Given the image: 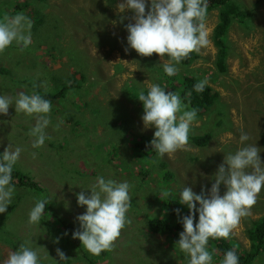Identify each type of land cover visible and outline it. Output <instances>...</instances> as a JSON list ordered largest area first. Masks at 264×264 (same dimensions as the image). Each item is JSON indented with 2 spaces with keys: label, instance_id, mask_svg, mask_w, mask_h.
Wrapping results in <instances>:
<instances>
[{
  "label": "rangeland",
  "instance_id": "obj_1",
  "mask_svg": "<svg viewBox=\"0 0 264 264\" xmlns=\"http://www.w3.org/2000/svg\"><path fill=\"white\" fill-rule=\"evenodd\" d=\"M235 1L249 15L247 27L234 22L228 31L227 73H215L217 49L212 30L217 10L211 9L204 21L209 45L196 52L197 59L177 65L175 74L206 78L207 84L219 92L231 123L215 129L205 147L187 143L182 156V151H176L160 158L148 142L142 152L121 151L153 134V128L143 127L142 105L136 97L141 87L148 89L159 80L164 82L162 65L167 62L166 57L160 59L155 53L140 56L127 47L125 26L134 22V14L127 9L119 11L124 0H0V20L16 15L13 10L19 6L17 14H24L32 22L30 44L21 47L13 43L0 52V94L15 97L21 92H36L57 96L51 103L50 123L45 129L49 139L42 147H31L33 137L29 132L35 116L15 112L14 105L9 106L7 114L0 115V152L20 147L14 168L42 188L14 187L7 206L14 205L13 210L6 215L0 213V260L16 249L5 243L14 236L19 240L16 245L29 241L38 252L40 264L55 262L56 249L64 253L69 264H90L89 259L96 264H187L185 254L174 245L179 232L174 229L167 235L148 236L145 222L163 216L161 202L169 198L178 201L175 196L182 185L194 193L203 189L207 196L223 155L240 146L241 132L249 137L246 143L261 149L259 156L264 163V0ZM34 9L45 17L36 21ZM75 71L77 75L70 76ZM205 116L202 123L203 117L192 122L195 128L203 123L210 125ZM222 124L227 125L226 119ZM123 159L128 161L129 173L119 167ZM162 161L167 162L164 169L160 167ZM168 170L175 176L166 180L162 173ZM97 176L127 181L129 205L137 206H129L128 222L119 237L105 255L98 256L63 237L60 223L78 225L76 217L85 209L77 205L76 194L94 183ZM165 192L170 195L165 197ZM223 192L221 185L220 194ZM39 199L49 202L40 223L30 224L29 210ZM263 214L264 188L249 214L230 232L241 248L249 245L245 232L252 220ZM207 247L212 264H219L217 251L209 243ZM256 263L264 264V253Z\"/></svg>",
  "mask_w": 264,
  "mask_h": 264
},
{
  "label": "clouds",
  "instance_id": "obj_2",
  "mask_svg": "<svg viewBox=\"0 0 264 264\" xmlns=\"http://www.w3.org/2000/svg\"><path fill=\"white\" fill-rule=\"evenodd\" d=\"M125 9L134 14V22L125 26L127 47L140 56L155 53L160 59L166 57L162 70L167 76H174L178 72L177 65L184 58L210 43L204 22L207 0H124L119 11ZM31 27V20L22 13L0 20V52L13 43L21 47L30 44ZM206 84L207 79H201L193 85V90L203 92ZM136 98L142 105L143 127L154 129L148 143L156 155L163 158L165 154L183 149L188 143L197 110L188 109L178 94L166 91L157 83L151 84L146 92L142 90ZM10 105H14L15 112L35 116L36 122L29 132L33 137L31 147H42L49 139L45 129L50 123L51 102L36 92H21L15 97L0 94V115L7 114ZM248 140L247 133L241 132L240 146L223 155L207 196L203 189L194 193L183 185L175 196L178 203L188 210L187 215L180 216L182 231L174 244L187 257V264H212L208 240L228 238L241 218L249 214L264 188V163L259 156L261 149L256 144L246 143ZM20 153V147L12 150L7 147L0 153V213H4L11 203L15 191L12 172ZM221 185L224 187L222 195ZM80 189L76 202L85 210L76 217L79 228L72 232V238L90 254L99 255L110 250L128 222L130 184L97 176L94 183ZM169 195L164 193L165 197ZM48 202L46 199L35 201L28 213L30 224L40 223ZM175 212L179 214L180 209ZM56 256L59 260L65 259L60 249H56ZM0 264H40V258L37 250L25 241L15 250H10ZM219 264H239L238 255L234 250H226Z\"/></svg>",
  "mask_w": 264,
  "mask_h": 264
},
{
  "label": "trees",
  "instance_id": "obj_3",
  "mask_svg": "<svg viewBox=\"0 0 264 264\" xmlns=\"http://www.w3.org/2000/svg\"><path fill=\"white\" fill-rule=\"evenodd\" d=\"M40 2L44 0H39ZM27 5V4H26ZM24 6V4L22 5ZM39 6V5H38ZM29 7V5H27ZM31 7V6H30ZM29 7V9H31ZM38 9V8H37ZM37 9L32 10L33 17L43 18L45 17L44 14H42ZM211 9L217 10V22L212 30V41L214 47L217 49L216 53V60H215V66L217 69V74H225L227 73V63H226V57L228 52V31L231 28L232 24L234 22L239 23L240 25H245L247 21V17L249 15L248 12L244 11L238 2L235 0H207V11ZM20 10L19 6L14 7V14H17V12ZM37 11V12H36ZM247 27V24H246ZM32 39V38H31ZM198 58V54L196 52L190 53L186 58H184L180 64L187 65L194 59ZM2 71V70H1ZM3 72V71H2ZM77 75V71L73 72L70 76ZM164 82L162 80H159V85L163 88H165L166 91H172L176 94H178L181 98L183 103H185L188 107V109H196L197 115L196 119L203 117L201 123L205 120L204 116L207 118V121L210 122V125H207L203 123L200 124L199 127L195 128L194 124L190 127V133H189V140L188 143L192 144V146L195 147H205L207 143L213 138V131L215 129H222L227 127L231 122L227 119V113L228 109L225 106V104L222 102L219 96V92L212 89L211 86L206 84L203 92L197 93L193 90V85L197 83L200 79L196 77H188L187 75H174V76H168L165 75ZM162 81V82H160ZM135 83V82H134ZM174 83V84H173ZM176 84V85H175ZM177 85H180L179 88H177ZM143 91H147L146 87H141ZM142 90L138 91L141 92ZM59 95H62V93H58ZM44 98L48 99L51 103L54 101L55 96L54 94H41ZM128 98V95L126 96ZM227 121L226 124H222L223 120ZM221 127V128H220ZM219 130V131H220ZM218 131V132H219ZM152 135L148 137H141L143 140H139L137 143H134V145L124 146L121 151L122 154H124L123 151L132 152L133 149H136L139 152H142L145 147L144 143L149 142L148 139H152ZM142 141V142H141ZM188 145V144H187ZM234 149V148H233ZM235 150V149H234ZM120 151V152H121ZM178 152L182 151L180 154L181 156L185 153V149L177 150ZM1 153V152H0ZM133 153V152H132ZM137 159V157H133ZM197 161V158L193 159L192 163L194 164ZM128 161L126 159H123V162L119 165L122 171L128 172L130 171L128 168ZM166 161L160 162V167L162 169L166 166ZM144 171V168L140 170V173ZM129 173V172H128ZM164 179L168 180L171 179L173 176H175L170 170L165 171ZM127 176V175H125ZM12 184L14 187H20L25 186L28 189L39 191L42 188L37 184L36 181L30 180L26 175L23 173H20V171L16 170V168L13 169L12 172ZM201 190H198L197 193H200ZM205 194V192H204ZM206 196V194H205ZM165 203V204H164ZM134 205V204H133ZM131 206V209L137 208V206ZM161 206L164 210L163 216L160 217V215L151 217V219H148V222L144 224L148 236L149 234H159V235H167L169 232L176 229L178 232L182 231V225L179 223L180 216L187 215L188 210L186 206L180 205L177 200H172V198H169L166 202L165 200L161 202ZM14 205H11L9 208H6L5 215L9 212V210H13ZM176 209H180L179 214L175 212ZM63 225L64 234L63 237L72 238V232L74 230H78L79 225L68 223L65 224L63 222H60ZM194 223H195V215H194ZM141 230V229H140ZM141 232L145 233L147 235V232L145 230H141ZM68 235V236H66ZM246 238L248 239L249 245L247 248H241L240 245H238L237 241L232 238L231 233L228 238H219V239H209L208 243L211 245V247L217 251L218 254L216 256L219 259H222L223 254L226 250H234L239 258V264H253L256 259H259L260 257H263L264 253V214L257 217L255 220H252L251 226L246 230L245 232ZM14 236H9L7 241H5L6 244L11 245L12 247L17 248L19 245H16L19 240H15L13 238ZM59 240V239H58ZM62 240H59L61 242ZM73 243L80 246V242L76 239H73ZM104 253V254H103ZM105 255V251H102L99 255ZM102 255V256H103ZM98 256V255H96ZM65 257V256H64ZM52 261L51 264H69V261L65 257L63 260H59L58 257L55 258ZM90 264H96L94 260L89 259ZM259 264V263H256Z\"/></svg>",
  "mask_w": 264,
  "mask_h": 264
}]
</instances>
